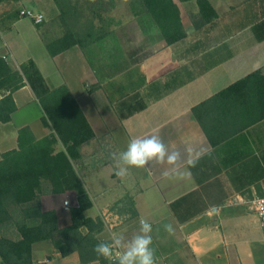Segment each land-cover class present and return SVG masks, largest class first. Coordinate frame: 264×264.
Segmentation results:
<instances>
[{
    "label": "crops",
    "instance_id": "obj_1",
    "mask_svg": "<svg viewBox=\"0 0 264 264\" xmlns=\"http://www.w3.org/2000/svg\"><path fill=\"white\" fill-rule=\"evenodd\" d=\"M174 1L186 34L179 42L168 44L145 9L144 24L133 13L108 15L119 23L109 30L100 14L84 16L88 26L71 30L77 44L62 51L57 42L67 32V16L59 9L49 15L36 0H0V58L25 81L12 93L11 122L0 123V162L19 149L20 130L30 128L38 140L54 133L24 74L33 62L51 89H69L95 134L73 163L93 202L87 216L103 218L101 242L130 240L145 220L153 228L156 264H264L261 223L246 204L264 196V108L255 82L217 97L256 72L264 76V0H209L217 14L212 22L196 0ZM25 9L43 14L45 22L22 17ZM10 94L0 89V101ZM151 135L169 154L179 151L177 165L153 160L117 176L112 154ZM66 201L77 207V192L53 194L44 180L35 204L57 212L66 228L72 224ZM11 216L0 224V239L18 241L24 217L17 221L13 210ZM167 219L172 234L164 229ZM33 261L83 264L78 252L63 256L51 241L33 245Z\"/></svg>",
    "mask_w": 264,
    "mask_h": 264
},
{
    "label": "trees",
    "instance_id": "obj_2",
    "mask_svg": "<svg viewBox=\"0 0 264 264\" xmlns=\"http://www.w3.org/2000/svg\"><path fill=\"white\" fill-rule=\"evenodd\" d=\"M54 1L62 8L65 0ZM196 2L206 22L217 18L209 0ZM139 3L144 10L143 16L146 9L168 44L186 37L180 10L174 0H139ZM66 31L65 36L57 42L62 51L77 44L71 30ZM49 50L51 54H56L52 45H49ZM23 70L45 112L43 122L46 126H52L54 133L38 140L26 127L19 132V149L3 155L0 162V224L12 221L11 206L23 208L24 221L17 225L20 240L0 239V257L3 264H35L33 245L51 241L63 256L78 252L83 264L94 261L104 263V258L98 257L93 249L101 242L98 235L104 231L105 224L100 217L94 219L87 216L86 212L93 208V202L73 163L79 157L80 147L91 141L95 134L67 87L51 89L33 62L25 65ZM252 82L257 84L261 107L264 108V76L261 72L239 81L217 97L234 94ZM24 86V79L0 58V89L6 88L11 92L0 101V123L11 122V116L17 109L12 93ZM60 144L64 149L57 151ZM44 180L50 182L53 194L77 192L78 206L69 210L72 220L69 227H60L57 212H44L39 204H35Z\"/></svg>",
    "mask_w": 264,
    "mask_h": 264
},
{
    "label": "clouds",
    "instance_id": "obj_3",
    "mask_svg": "<svg viewBox=\"0 0 264 264\" xmlns=\"http://www.w3.org/2000/svg\"><path fill=\"white\" fill-rule=\"evenodd\" d=\"M180 158L179 151L168 153L165 144L158 135L146 138H133L129 141L127 149L119 154L113 153L112 159L116 165V175L124 176L129 167L146 169L149 162L177 165ZM189 164L195 165L190 160ZM169 176L168 172L163 174ZM165 231L172 234L174 228L171 224L164 225ZM152 225L145 220L140 221L139 233L125 241L123 236H118L110 242L97 243L93 249L98 257L105 259L115 258L116 264H156L155 250L152 247Z\"/></svg>",
    "mask_w": 264,
    "mask_h": 264
},
{
    "label": "rangeland",
    "instance_id": "obj_4",
    "mask_svg": "<svg viewBox=\"0 0 264 264\" xmlns=\"http://www.w3.org/2000/svg\"><path fill=\"white\" fill-rule=\"evenodd\" d=\"M36 2L38 3V10H44L48 12L49 15L59 9L61 16H67L63 18L65 21L64 24L66 26V30H84L89 24L88 20L85 19L84 16L88 17V14L90 15L95 13L98 15L100 14L101 16V25L103 30H109L114 25L119 24L114 20L108 19V15L113 13H118L121 15L133 13L136 16H140L138 18L139 24L145 23V21L142 20L144 10L140 6L139 0H65L62 4V8L58 6L54 0H36ZM63 13L64 15H62ZM10 209L13 210V214L17 218V221L23 218L22 207L11 206ZM69 212L70 211L68 210V212L65 213L69 216ZM156 216L166 217L167 214L164 213L163 215ZM101 219L103 220V218ZM149 220L151 219L149 218ZM166 224L172 225L169 220L165 221V225ZM171 237L173 239H177V236Z\"/></svg>",
    "mask_w": 264,
    "mask_h": 264
},
{
    "label": "built area",
    "instance_id": "obj_5",
    "mask_svg": "<svg viewBox=\"0 0 264 264\" xmlns=\"http://www.w3.org/2000/svg\"><path fill=\"white\" fill-rule=\"evenodd\" d=\"M20 14L24 18L34 21L37 25H40L45 22V16L41 13L36 12L33 9L22 10ZM246 204L249 210L259 217L264 237V196L254 197L253 199L247 201ZM65 208L66 210H70L69 201L65 202ZM112 262H116L115 258L112 259Z\"/></svg>",
    "mask_w": 264,
    "mask_h": 264
}]
</instances>
